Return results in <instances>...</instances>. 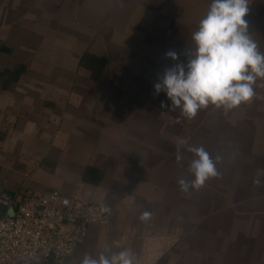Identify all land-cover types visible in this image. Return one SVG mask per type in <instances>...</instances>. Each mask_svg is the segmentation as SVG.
Returning <instances> with one entry per match:
<instances>
[{"label": "crops", "instance_id": "0c3cea01", "mask_svg": "<svg viewBox=\"0 0 264 264\" xmlns=\"http://www.w3.org/2000/svg\"><path fill=\"white\" fill-rule=\"evenodd\" d=\"M209 4L0 0V219L24 194L56 190L110 211L66 264L124 248L139 264H264V186L252 183L264 173V87L251 102L228 112L209 105L190 121L154 95L173 63L165 53L186 62ZM257 14L246 18L264 50ZM84 56L102 61L96 80ZM181 137L221 157L219 176L187 194L176 181L193 179L194 156L183 149L176 162Z\"/></svg>", "mask_w": 264, "mask_h": 264}, {"label": "clouds", "instance_id": "9594fccd", "mask_svg": "<svg viewBox=\"0 0 264 264\" xmlns=\"http://www.w3.org/2000/svg\"><path fill=\"white\" fill-rule=\"evenodd\" d=\"M252 0H211L206 13L199 20L192 33V46H188L186 62L179 61L173 50L165 57L173 61L158 74L153 85L154 95L165 93L171 102L170 110L179 109L180 116L193 120L198 112L209 105L223 108L225 112L251 102L256 96V88L264 87V50L250 32L247 16ZM257 81L262 83L258 84ZM161 108H168L165 101ZM192 153L194 158L188 165V173L193 179H177L182 193L201 190L209 180L217 178V163L221 157L213 159L203 146H194L187 138L176 141L175 159L179 164L184 157L182 150ZM264 173L258 171L252 183L264 186ZM102 212H108L106 206ZM150 211H143L139 217L147 222ZM78 264H139L136 255L127 248L117 252L100 251L93 255L85 252Z\"/></svg>", "mask_w": 264, "mask_h": 264}, {"label": "built area", "instance_id": "2783aa9c", "mask_svg": "<svg viewBox=\"0 0 264 264\" xmlns=\"http://www.w3.org/2000/svg\"><path fill=\"white\" fill-rule=\"evenodd\" d=\"M101 207L56 190L24 194L0 219V264H66L90 227L109 225L110 211Z\"/></svg>", "mask_w": 264, "mask_h": 264}, {"label": "trees", "instance_id": "16d2710c", "mask_svg": "<svg viewBox=\"0 0 264 264\" xmlns=\"http://www.w3.org/2000/svg\"><path fill=\"white\" fill-rule=\"evenodd\" d=\"M81 66L89 65V71L91 73V78L96 80L100 73V66L102 65V61L100 59L94 58L93 56H84L80 61Z\"/></svg>", "mask_w": 264, "mask_h": 264}, {"label": "rangeland", "instance_id": "374dc122", "mask_svg": "<svg viewBox=\"0 0 264 264\" xmlns=\"http://www.w3.org/2000/svg\"><path fill=\"white\" fill-rule=\"evenodd\" d=\"M210 2H211V0H210ZM262 2L260 0H258V1L257 0H252L251 6H250V12H249V13L252 14V16L250 15L251 19H255L254 17L258 16V14H257L258 10H261V12L263 13V17L261 19V23L258 25L259 28H256V34L257 35H260L259 33H263L264 34V5L262 4Z\"/></svg>", "mask_w": 264, "mask_h": 264}]
</instances>
